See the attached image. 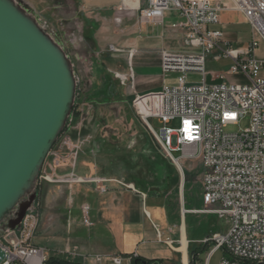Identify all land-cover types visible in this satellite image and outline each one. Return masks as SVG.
<instances>
[{"label": "built area", "instance_id": "2783aa9c", "mask_svg": "<svg viewBox=\"0 0 264 264\" xmlns=\"http://www.w3.org/2000/svg\"><path fill=\"white\" fill-rule=\"evenodd\" d=\"M228 4L212 5L211 0H146L144 8L136 2L122 0L118 11L136 10L140 21L161 24L166 12H174L179 22L172 25L184 33V44L198 53L160 54V68L165 76L174 73V83L163 86L158 92L135 95L130 106L163 155L176 164L182 172L180 161L201 166V189L204 209L202 213L214 214L229 222L225 233L206 239L213 249H223L227 257L219 264H264V59L255 52L264 47V0H229ZM223 10L241 13L250 27V41L245 50L232 49L223 42L221 30L210 27L219 24ZM224 43V44H223ZM223 44V45H222ZM218 51V57L233 62L230 75H243L245 84L224 83L222 75L207 74V56ZM111 52H117L112 46ZM196 73L202 81L187 82V75ZM222 79L219 85H206L205 78ZM123 86H132L134 74L115 73ZM88 105L80 102L74 106L67 119L63 134L76 131ZM76 117L77 122L75 121ZM248 117L249 124L236 133H225L228 125H236ZM79 120V121H78ZM150 120L156 121L155 130ZM75 121V122H74ZM177 121L176 127L170 125ZM68 130V131H67ZM63 136V135H62ZM61 136V137H62ZM58 141L50 150L52 160L45 165L49 173L39 172L38 181L55 184L94 183L100 194L107 192L106 184L115 183L133 190L112 178L84 180L70 174L56 175L64 163L56 155ZM178 153L179 158L173 156ZM45 163V162H44ZM82 223L90 227V207L80 208ZM38 217L26 214L15 232V240L0 247L5 253L0 264H44L47 257L43 249L31 245ZM115 264L120 260L113 259Z\"/></svg>", "mask_w": 264, "mask_h": 264}, {"label": "crops", "instance_id": "0c3cea01", "mask_svg": "<svg viewBox=\"0 0 264 264\" xmlns=\"http://www.w3.org/2000/svg\"><path fill=\"white\" fill-rule=\"evenodd\" d=\"M74 1L82 20L94 27L93 30L89 28L87 34L93 45L89 54L90 94L87 98L94 102L101 98L106 105L109 100L117 101L121 95L130 104L135 95L158 92L163 86L172 83L161 72L162 52L184 54L200 51L187 47L184 44V33L172 27L179 22L174 12H166L161 24H151L140 21L136 10L118 11L122 0ZM211 2L212 5H230L229 0ZM136 5L144 8L146 0H136ZM210 29L221 30L223 42L228 43L232 49L245 50L250 41V27L244 16L235 10L221 11L219 24ZM245 35L247 40L240 45ZM110 46L117 52H111ZM213 51L218 54L217 49ZM130 69L134 74L132 86H122L120 94L119 82L113 76L115 73L126 74ZM96 106L99 107L97 104ZM88 109L85 110L87 114L90 111ZM83 118L85 120L76 130L81 139L75 138L76 132H70L62 140H58L55 156H62L64 163L57 168L56 175L70 174L88 181L95 178L118 180L98 175L92 162L82 161L83 152L96 136L85 130L87 128L84 123L89 116L83 113ZM81 162L85 168L82 174L78 171ZM134 169L137 168L134 166ZM131 170L133 167L130 166L127 171L133 173ZM200 170L202 173L201 166ZM137 171L135 173L138 175ZM181 175L184 176L183 170ZM179 182L181 181L177 180L173 183ZM124 184L132 186L133 190L109 183L106 184L107 192L100 194L94 183L86 182L66 184L67 190L53 188L42 194L46 207H51L52 210L50 216H41L37 232L30 240L31 245L43 249L46 257H58L82 264H115V258L120 260L119 264H219L227 257L223 249L214 250L213 244L206 242L208 237H200L187 227V215L216 216L202 213L198 209L200 205L203 206L202 189L200 199L190 194L192 198L198 199V207L195 208L187 207L185 188L182 193L179 189L182 205L180 211L168 203L171 200L170 190L163 187L158 190L149 189L141 184L138 187L132 183L131 177ZM169 184L172 185L170 178ZM91 199L95 200L97 207L96 210L93 209V221L90 220L92 225L86 227L83 224L89 231L77 237L56 235L61 230L67 233L73 231L76 224L71 214L76 205L79 206L78 212L81 215V206L87 204L91 216L92 209L86 201ZM217 233L225 232H213L212 235Z\"/></svg>", "mask_w": 264, "mask_h": 264}, {"label": "rangeland", "instance_id": "374dc122", "mask_svg": "<svg viewBox=\"0 0 264 264\" xmlns=\"http://www.w3.org/2000/svg\"><path fill=\"white\" fill-rule=\"evenodd\" d=\"M14 5L30 19L34 21L38 27L43 30L47 36L56 43L64 55L66 56L70 68L72 70L73 78L75 81V91L73 97L72 110L68 116L71 117L74 106L80 102L89 103L87 107L88 114L84 111L86 116H89L85 124L87 132L96 135L91 139L92 144L89 148L85 149L82 154L83 162H92L96 168L98 175L110 176L118 179L124 184V181L128 177L132 178V183L135 186L138 184L145 185L147 188L167 189L171 192V200L168 201L169 205L173 208H177L181 211V197L179 195V189L181 193L184 189L185 202L188 208L198 207V199L201 197V170L199 164L180 161V166L183 170L184 176L182 177L178 166L172 162H169L163 153L156 146L151 135L147 132L143 124L137 118L136 114L132 110L129 101L124 96L120 95L117 101L109 100L108 104H104L105 101L90 100L87 96L89 83L88 77L90 75L89 69L91 64V58L89 56L90 49H93V45L90 39L87 38L89 28L92 30L94 27L86 24L79 16L77 11V5L74 0H12ZM87 38V39H86ZM247 40L246 35L241 40L242 45ZM90 46V47H87ZM192 50H196L191 48ZM198 53L199 51H194ZM191 52V53H194ZM190 54V53H185ZM257 58L264 59V47L261 46L256 52ZM233 65V62L229 59L218 57L212 51L206 58L205 71L207 74H219L222 75L224 83H236L245 84L247 81L243 75H230L228 72ZM261 76L264 77V71L261 72ZM114 80H118V91L121 92L122 84L119 79L115 77ZM177 77L174 73H168L165 78L174 83ZM201 76L196 73H190L187 75V82L190 84H197L201 82ZM126 86V85H125ZM88 93V94H87ZM121 94V93H120ZM99 105L98 106H96ZM104 104V106H100ZM86 109V110H87ZM95 113H93V111ZM90 121V122H88ZM75 122V121H74ZM155 130L158 129L156 121H149ZM249 118L242 119L236 125H228L225 129V133H236L244 130L248 127ZM74 130H78L75 123H72ZM178 122H173L170 126L176 127ZM68 123L66 121L65 129ZM68 131V130H67ZM75 138H78L77 132L72 131ZM71 132V133H72ZM65 137L63 134L58 140H62ZM57 140V141H58ZM175 158H179L178 153H174ZM52 159V154L46 157L44 168L42 172L48 174V169L45 165ZM132 164V165H130ZM83 163L79 164L78 171L80 174L85 172ZM133 167L130 171H127L129 167ZM135 168L137 169H134ZM138 170V175L135 171ZM130 174V175H129ZM136 174V175H135ZM171 179V184L169 183ZM180 180L179 183H173ZM185 180V182H184ZM161 182V183H160ZM140 185V186H141ZM168 185V186H167ZM37 191L32 189L29 193L24 195L16 206L9 211L1 225H0V242L5 245H9L11 241L15 240L16 229L11 230L9 228V219L20 213V206L27 204L25 214L35 213L38 217V222L41 216L51 214V207H46L44 203V197L42 194H46L51 189L60 188L61 190H67L66 184H55L41 182L37 180ZM139 187V186H138ZM137 188V187H136ZM142 191V190H141ZM35 193L34 199L31 200V195ZM37 193V194H36ZM190 194L198 199H194ZM91 206L92 212L89 216L93 221V209L96 210L97 203L95 200H86ZM192 203V204H190ZM197 205V206H196ZM78 207L75 206L71 217L73 218L76 226L71 233L65 231H57L56 235L63 237H77L82 233H87L89 230L85 228L82 223V217L78 212ZM199 210H203L204 207L200 205ZM206 214V213H205ZM23 216V217H24ZM23 219V218H22ZM37 222V225H38ZM187 227L192 233H197L200 237H210L213 232H226L229 229V224L225 218L209 215H187L186 217ZM37 232V226L34 235Z\"/></svg>", "mask_w": 264, "mask_h": 264}, {"label": "water", "instance_id": "95a60500", "mask_svg": "<svg viewBox=\"0 0 264 264\" xmlns=\"http://www.w3.org/2000/svg\"><path fill=\"white\" fill-rule=\"evenodd\" d=\"M221 83L205 78L206 85ZM74 91L61 48L12 0H0V225L34 190L72 110ZM26 207L21 205L20 213L9 219L11 230H19ZM4 257L0 247V262Z\"/></svg>", "mask_w": 264, "mask_h": 264}, {"label": "trees", "instance_id": "16d2710c", "mask_svg": "<svg viewBox=\"0 0 264 264\" xmlns=\"http://www.w3.org/2000/svg\"><path fill=\"white\" fill-rule=\"evenodd\" d=\"M75 121H77V117H76ZM64 132H65V128L59 134V136L57 137V140L63 135ZM37 190L38 189L35 186V191H37ZM138 261L139 260H137V262ZM44 264H82V263H79V262H71V261H68V260H65V259H61V258H58V257H47V259H46V261H45Z\"/></svg>", "mask_w": 264, "mask_h": 264}, {"label": "bare ground", "instance_id": "6f19581e", "mask_svg": "<svg viewBox=\"0 0 264 264\" xmlns=\"http://www.w3.org/2000/svg\"><path fill=\"white\" fill-rule=\"evenodd\" d=\"M131 2L135 3L136 0H126V3H131Z\"/></svg>", "mask_w": 264, "mask_h": 264}, {"label": "flooded vegetation", "instance_id": "af4514ba", "mask_svg": "<svg viewBox=\"0 0 264 264\" xmlns=\"http://www.w3.org/2000/svg\"><path fill=\"white\" fill-rule=\"evenodd\" d=\"M95 111H93V113H94Z\"/></svg>", "mask_w": 264, "mask_h": 264}]
</instances>
